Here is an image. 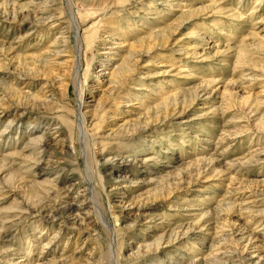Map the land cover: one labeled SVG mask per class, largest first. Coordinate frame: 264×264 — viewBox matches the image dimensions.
<instances>
[{
	"label": "rangeland",
	"instance_id": "374dc122",
	"mask_svg": "<svg viewBox=\"0 0 264 264\" xmlns=\"http://www.w3.org/2000/svg\"><path fill=\"white\" fill-rule=\"evenodd\" d=\"M66 2L0 0V264H109L78 88L119 264H264V0Z\"/></svg>",
	"mask_w": 264,
	"mask_h": 264
},
{
	"label": "bare ground",
	"instance_id": "6f19581e",
	"mask_svg": "<svg viewBox=\"0 0 264 264\" xmlns=\"http://www.w3.org/2000/svg\"><path fill=\"white\" fill-rule=\"evenodd\" d=\"M69 4V7L72 8V3H71V0H66ZM68 18L72 24V33H73V37L75 38V52H76V66H75V74H77L78 72V68H80L81 66V61H80V49H81V42H80V39H79V24H78V21H77V18L73 12L72 9H69L68 10ZM79 78V77H78ZM80 83V82H79ZM83 89V88H82ZM77 92V91H76ZM82 93V90L81 88H78V102H77V109H76V118H77V122H78V125H77V131H78V142L80 144V147L81 148V156H83V158H85V170H84V179L86 180L85 183H86V187L84 188L85 190H88L89 192V199H90V203L95 206V217L97 219V221H99L101 224L103 223V226L105 227L106 231H105V234L107 233V237L109 238V245H108V249H107V254H108V259H109V264H119L117 262V257H113V246H114V233L112 231H109L107 232L108 229H110V223L107 221V218L105 216V214H103L101 212V209L98 207V203H99V194L95 191L94 187H93V184H92V179H93V175L91 174V172L89 171V168L90 166L87 165L86 163V154H85V150H84V146L86 147L87 145V136L88 135H85V130H84V127H83V123H84V115L83 113L81 112V109H80V106H81V103H82V100H81V94ZM75 118V117H74ZM86 119V118H85ZM39 145V144H38ZM43 152V151H42ZM95 179V178H94ZM93 179V180H94ZM94 182V181H93ZM84 190V191H85ZM87 198V197H86ZM80 202V201H78ZM69 203V202H68ZM63 206V205H62ZM67 206V205H66ZM69 206V204H68ZM75 207V206H74ZM79 207V206H78ZM77 207V208H78ZM63 208V207H62ZM65 209V208H64ZM74 209V208H73ZM69 210V209H68ZM76 211V210H75ZM75 216V215H74ZM55 217V216H54ZM76 217V216H75ZM253 257L257 256L256 255H253ZM216 257V256H215ZM219 258V257H218ZM217 260V259H215ZM214 260V261H215ZM219 260V259H218ZM108 262V261H107ZM245 263V261H243ZM260 259L258 258L257 261L255 262H252L251 264H260ZM108 264V263H107Z\"/></svg>",
	"mask_w": 264,
	"mask_h": 264
}]
</instances>
